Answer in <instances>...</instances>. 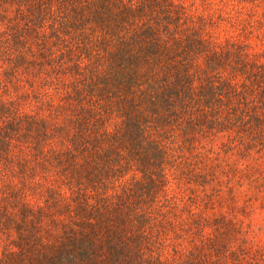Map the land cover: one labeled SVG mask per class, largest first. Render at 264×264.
Returning a JSON list of instances; mask_svg holds the SVG:
<instances>
[{"label": "trees", "instance_id": "obj_1", "mask_svg": "<svg viewBox=\"0 0 264 264\" xmlns=\"http://www.w3.org/2000/svg\"><path fill=\"white\" fill-rule=\"evenodd\" d=\"M0 264H264V0H0Z\"/></svg>", "mask_w": 264, "mask_h": 264}]
</instances>
